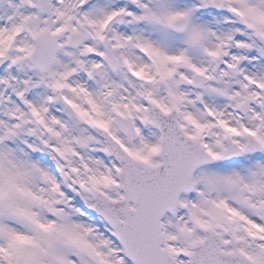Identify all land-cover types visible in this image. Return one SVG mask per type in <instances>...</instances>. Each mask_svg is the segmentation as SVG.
Returning a JSON list of instances; mask_svg holds the SVG:
<instances>
[{
  "label": "snow or ice",
  "instance_id": "snow-or-ice-1",
  "mask_svg": "<svg viewBox=\"0 0 264 264\" xmlns=\"http://www.w3.org/2000/svg\"><path fill=\"white\" fill-rule=\"evenodd\" d=\"M0 264H264V0H0Z\"/></svg>",
  "mask_w": 264,
  "mask_h": 264
}]
</instances>
